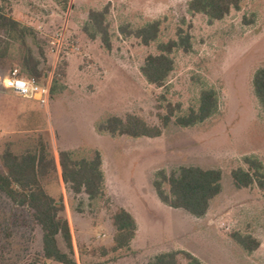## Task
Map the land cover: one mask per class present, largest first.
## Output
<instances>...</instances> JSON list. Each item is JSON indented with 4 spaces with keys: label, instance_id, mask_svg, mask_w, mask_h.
<instances>
[{
    "label": "rangeland",
    "instance_id": "obj_1",
    "mask_svg": "<svg viewBox=\"0 0 264 264\" xmlns=\"http://www.w3.org/2000/svg\"><path fill=\"white\" fill-rule=\"evenodd\" d=\"M189 1L69 0L63 8L56 0H0V9L35 31V42L29 38L28 43L44 70L41 82L52 86L43 105L3 85L13 69L20 70L22 59L19 43L10 41L7 55L0 56V171L7 145L18 155L43 141L54 156L69 150L76 159L91 158L95 151L102 157L104 196L95 201L73 193L59 172L43 181L45 190L65 204L62 216L71 224L73 253L61 236L57 242L76 264H145L177 250L203 264H264V191L256 185L236 188L231 178L233 169L246 167V156L264 166V116L252 86L255 71L264 66V0H244L239 11L212 24L204 15L191 16ZM105 5L110 7V50L83 31L88 11ZM157 19V42L176 38L178 27L192 26L191 50L173 53L175 67L164 87L149 84L140 71L145 57L158 52L157 42L145 46L118 33L121 25L139 27ZM61 35L57 55L52 48ZM4 40L0 33V50ZM62 60L65 77L55 72ZM205 88L216 91L218 109L195 126L170 123L156 138L96 129L109 116L129 113L158 124L160 95L185 113L197 107ZM188 165L222 172L221 192L201 217L163 204L152 184L159 170ZM119 207L133 215L137 230L130 248L113 252L111 214ZM232 232L252 235L259 247L246 252ZM42 246L32 211L0 192V264H60L44 259Z\"/></svg>",
    "mask_w": 264,
    "mask_h": 264
},
{
    "label": "trees",
    "instance_id": "obj_2",
    "mask_svg": "<svg viewBox=\"0 0 264 264\" xmlns=\"http://www.w3.org/2000/svg\"><path fill=\"white\" fill-rule=\"evenodd\" d=\"M5 1V0H3ZM63 8L69 0H56ZM244 0H190L188 12L191 16L204 15L208 24L220 21L232 10L239 11ZM109 5L102 9H90L83 26L85 34L91 38H100L107 50L111 49L112 33L107 20ZM191 24L185 30L178 27L176 38L166 42H157L161 30V20H153L139 27L129 24L121 25L118 33L125 37H134L141 44L149 46L157 42L158 52L148 54L140 71L146 81L156 87H164L175 67L173 53L182 50L188 53L192 47V35L189 32ZM0 33L5 36L0 56L8 53L10 41L19 43L22 49V59L19 74L21 77L35 82H41L44 70L34 55L28 39H36L35 31L8 15L0 9ZM40 55L44 53L39 47ZM67 63L60 61L55 72L65 77ZM255 97L264 116V66L258 68L252 79ZM52 86H50L51 93ZM164 104H159L158 124H150L136 114L109 116L98 123L96 129L100 133L111 136H128L132 138H156L162 135L170 124L183 128L192 127L213 116L218 109L217 93L212 88L201 90L196 108L182 112L179 103L173 104L160 95ZM246 167L240 166L231 171V178L236 188H248L256 185L264 191V166L255 156L243 158ZM3 170L0 171V192L8 200L19 207H27L32 211V217L42 230V253L46 260H54L60 264H76L69 255L73 253V237L70 222L62 216L65 210L63 199H55L44 188L43 181L50 175L59 172L64 184L69 185L75 194L85 193L89 201H95L104 196V173L102 157L95 151L91 158L76 159L69 150H60L54 156L46 142L40 141L35 149H27L22 154L14 153L7 145L1 155ZM222 172L219 169H204L199 166H181L167 173L159 170L152 184L159 200L174 209H181L195 216H203L209 209L211 201L219 195L222 189ZM114 228L113 245L111 250L116 252L130 248L136 235L137 224L133 215L125 208L119 207L111 214ZM61 236L69 253L63 252L57 242ZM232 239L246 252L251 253L259 247V242L247 233L232 232ZM203 264L196 256L185 251L177 250L163 252L145 264Z\"/></svg>",
    "mask_w": 264,
    "mask_h": 264
},
{
    "label": "built area",
    "instance_id": "obj_3",
    "mask_svg": "<svg viewBox=\"0 0 264 264\" xmlns=\"http://www.w3.org/2000/svg\"><path fill=\"white\" fill-rule=\"evenodd\" d=\"M61 40L62 35L60 36V39L57 40L56 48H52V52H55L57 55L60 51ZM3 85L23 98L36 100L43 105L47 104L48 102L50 83L35 82L21 77L19 70L16 68L13 69L10 74L3 79Z\"/></svg>",
    "mask_w": 264,
    "mask_h": 264
},
{
    "label": "crops",
    "instance_id": "obj_4",
    "mask_svg": "<svg viewBox=\"0 0 264 264\" xmlns=\"http://www.w3.org/2000/svg\"><path fill=\"white\" fill-rule=\"evenodd\" d=\"M8 89V88H7ZM10 90V89H9ZM10 91H12V90H10ZM13 92V91H12ZM14 93V92H13ZM70 226H71V224H70ZM72 229V228H71Z\"/></svg>",
    "mask_w": 264,
    "mask_h": 264
}]
</instances>
